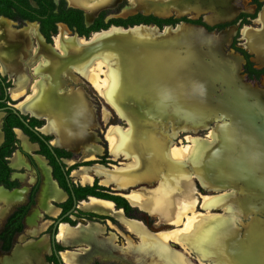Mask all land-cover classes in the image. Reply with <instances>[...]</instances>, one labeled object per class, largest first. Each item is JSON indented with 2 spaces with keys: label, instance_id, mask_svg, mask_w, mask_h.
Masks as SVG:
<instances>
[{
  "label": "rangeland",
  "instance_id": "rangeland-1",
  "mask_svg": "<svg viewBox=\"0 0 264 264\" xmlns=\"http://www.w3.org/2000/svg\"><path fill=\"white\" fill-rule=\"evenodd\" d=\"M139 1L152 2L155 0H139ZM175 1H179V0H166V4H168L170 7V3L174 4ZM199 1L201 3L200 6L198 8L191 9V10L196 9L198 11V14L195 16L194 15L191 16L190 13L178 14L175 12H170V10H168L164 14H158V15L162 17L186 16L187 18L190 19L201 17L202 21L212 26L218 23L229 22L230 20L234 19L240 12L253 13L255 11L253 10V8L256 5L254 0H199ZM257 1L260 2L261 6L264 5L263 0H257ZM148 6L149 5H140V7L144 9L141 10L139 5L137 4V0L135 2L133 0H117L116 4L113 7H110L111 9L108 8V10H106L107 15L105 17V20L111 17L113 18L127 17L137 12L155 13L154 10H149L152 7L149 8L150 6L149 7ZM145 11H149V12H145ZM259 13H260L259 20L264 24V18H262V15L264 14V7H263L261 12L259 10L257 12V15L255 13L256 17L254 19L246 18L245 22L237 21L234 24L236 28L235 27L231 28L232 30L229 34L230 38L226 37L224 42H222V44H223V51L224 53L227 54V56H234V54H238L239 56L241 55L240 64L238 66V69L236 70L240 74L243 86H245L249 90L257 91L264 97V75L259 77L251 76L250 74H248L244 63L245 60H247L251 63L252 67L256 68L257 66L256 62L253 59V53H250V50H248L245 47V44L249 48L253 46L251 32L247 31L251 29H247V28L244 29L246 43L241 33L242 28L244 26H251L256 29L261 27V24L258 23L256 20L259 16ZM86 21L89 22L88 20ZM26 27L29 32L35 30V26L32 24ZM184 27L185 25L182 23L179 24V26L177 25L174 27L165 26L163 28L162 26L163 29L158 30V28L155 27L154 25H137L127 29L119 28V27H111L107 31H102L95 35H91L90 33L88 36L82 37L86 39V41H88L89 44L86 46L88 48L81 50L83 51L82 53L84 54L81 61L78 64L64 63L63 66L62 64H60L57 67L58 74H57V79H55V82H58L59 84L60 82L64 81L63 87L60 90L61 96L71 97L72 96L71 94L75 95L76 92L77 93L80 92L81 94L87 97V102L92 107L94 117L96 119V124L90 127V130L92 131L91 132L92 135H94L93 143L96 146L98 145L99 148L101 149V153L96 154L93 160L98 159L99 161L106 162V163H101L100 165L103 164L104 167L110 168L113 172L120 171L122 173L123 171L126 172L128 171V173L129 172L131 173L132 170L134 169L132 168L133 166L132 164L134 162V156L127 154L124 151L118 149L117 146L115 151L113 150L110 151L109 141L107 139V134H108L107 131L111 127H113L114 128L113 130L116 132L123 129H127V130L129 129L128 121L126 120V118L121 116L118 111L119 109L120 110L122 109V111H125L129 116H131V113L126 111L124 109L125 107L123 106L127 102L128 97L125 96L120 98L116 91L122 82L121 80L123 76L122 71L124 70L121 64L122 62L121 53L123 48L121 46L114 44L100 47L98 49L96 47L106 42L105 40L102 41V39L108 36H111L112 38L113 37L126 38V40L130 42H134L135 39L144 40V41H153L155 38L164 36L168 32L170 33L180 32V30H183ZM263 30H264V26L260 29L259 32ZM210 31L216 32L217 30H210ZM222 33L223 32H218L219 41ZM57 34H58V29L46 35V39L50 43H52L50 45H52L54 48L56 46L55 50L61 54L64 53L63 49L69 51V49H67L68 46H66L65 40L74 43L77 42L79 37L77 36L79 34H77L74 30L66 31L64 34H62L63 38H61L60 35L58 34L59 35L58 36ZM127 34H130V36H126ZM56 36L58 37L56 38ZM48 50H49L47 52L48 54L57 56L56 53H54V51L52 52V48L50 46ZM241 50H244L247 53V56H249L245 60L244 58L242 59L244 55ZM30 51L32 54H36L33 48H31ZM72 51L73 52L76 51L74 47L71 48V50L68 52V53L71 52L70 56L77 58L78 55L76 56L74 53L72 54ZM36 55H37V60H39L40 61L39 63L42 64V59L44 58V56L41 54H36ZM31 61L32 58L30 59L27 58L28 63L29 62L32 63ZM27 62L25 63L26 70L31 76H34V74L37 73L39 69L37 67L33 68L34 65L33 64L30 65V63L27 64ZM61 67H63L62 68L63 70L61 69ZM47 70H49V68L44 67L42 68L41 71L46 72ZM2 73L7 74L8 72L7 73L2 72ZM8 77L10 78L9 75ZM60 77L63 79H60ZM92 78H94V81ZM104 79L108 81V85H111L112 88L109 92L102 93L100 90L103 88V84L105 83L103 81ZM10 82L12 83L11 84L12 87L13 82L11 78H10ZM35 84L37 83L35 82ZM132 85L133 84L130 83L129 87L133 88L134 85L133 86ZM69 88L70 89L78 88L79 90L66 91ZM56 91L59 92V89H57ZM23 97L24 96L19 97L18 100L14 99L13 101L14 104L21 101ZM145 98H147V95L142 94L140 97L135 98V100L134 99H130V100L133 103L147 102ZM198 110L199 109H190V108H184L182 110V112L188 111L191 112V114L199 113L208 116L206 124L199 126L196 129L193 128L191 129L188 127L184 128V124H177V123L173 127V125H171L169 121L163 120L164 119V117L162 116L163 114L159 115L161 112L159 114L157 112L156 113L142 112V115H144L146 119L145 125L147 126L150 125V127L153 128V131L159 136L160 141H163L164 144L166 143V145L168 146V149L170 150V161H171L170 163L173 164L175 162L176 164H178L177 169L170 168V178L179 177V178H185L186 180L190 181L191 183L190 185L193 187L192 192H193L194 203L192 205H189V208L186 210L185 214L181 217L179 222H175V221L171 222L170 220H172V218L169 219L170 216L168 218L166 217V220L165 219L162 220L163 218L160 219L158 215L149 212H148L149 215L148 214L142 215L143 219L144 217L146 218L147 224L149 226L147 227L146 224H144L141 221L146 229V232L143 233V236L139 235L140 241L137 234L134 233L135 235L132 236L129 232H125L124 230H122V227H120L118 223L108 219L107 222L111 227H108L106 229L103 226L104 229L101 233V236L103 238L102 240L108 242L109 247L97 246L88 241L92 248H98V249L106 248L107 250H111V242L109 241V239L112 240L113 245L116 247L119 246L122 247L123 245L126 244L127 241L136 242V243L139 241L137 246H139L140 243L143 242L144 250H142L141 253H139L140 257L138 256L130 257L129 255L125 254L124 251L127 252L129 248L121 253L117 252L118 255L112 253L110 256L111 258H123L124 260L123 259L121 260L123 262H126V264H142V261L145 262V260L148 258L147 251L150 252V246L148 245V243H146L148 241V237L152 238L154 234H162L163 232H165V234H168L169 232L168 234L169 238H167L165 241V249L169 252L170 251L173 252L177 257H180L179 259L182 260V262H184L185 264H218L216 261V257L213 254V251L212 253L210 252L208 254L202 255L200 253L201 250H198V248L192 246V244H188L186 240L181 241L179 238L169 236L170 232L171 233L174 232L176 236L181 235V237L182 235H186L187 234L186 232L188 231L186 230L187 228H185L184 226H186L185 224L188 221V217H191L192 221L194 222L193 223L194 227L192 229L194 231H197L195 235L197 236V238L200 237L201 239L210 237L212 232L214 231L216 232L218 225L228 226L229 229H232L234 227L236 228L235 230H237L236 233L237 236L239 235V237L236 236L233 239L230 237L233 240L231 243L233 244L232 246L234 247L228 248L227 251L225 252L226 264H264V160L259 161V159L256 158L252 150L250 151V146L252 143L249 142L248 138L242 136L240 137V140L237 139V141H235V144L238 146V148L240 147L241 150L240 149L235 150V152L232 155H227L226 152L225 154H223L224 157L223 159H225L226 163L227 162L230 163V166H228L230 168L229 170H231V168L240 166L239 168H241L243 172L242 176L241 174H238L233 170H232L233 173L230 175L227 174L226 171H222L221 174L224 177L220 178L219 180H221V182L217 184V182L214 181L216 180L214 174L218 175V173L213 172L212 169H209L207 171L208 173L207 177H211L213 181L206 179L204 174L202 172H198L197 170H195L193 166L191 168L188 165L189 164L188 149L190 147L196 146V143L200 141L201 142L204 141L207 144L211 143L210 140L213 139L214 130L218 125L220 126V124H224V123L231 124L226 116L222 115L220 112L216 110L215 111H203V110L198 111ZM150 114H152L151 117L148 116ZM2 116L3 114L0 112V118ZM45 126H46V120L43 121V125L40 129L45 131ZM234 129L236 130V134L240 136V132L238 128L234 126ZM51 135H52L51 143H53L55 140V136L53 134ZM227 141H228L227 143H230V140ZM183 148L184 149L187 148V149L183 150ZM215 148L216 146H214V144L207 145V147L203 151V158H205L204 159L205 161L208 162L207 157L212 155V152ZM227 149L230 150L227 144L224 143L222 145V148L220 147L219 152H224L225 150L227 151ZM123 152L125 154H123ZM82 153H83L82 148H79L76 151H74L75 156H73V161L79 162L77 164H80L82 161L80 159ZM235 159L237 160L236 162ZM98 163L99 162L95 164ZM175 163L173 165H175ZM23 166L24 167L21 169V174L19 175L21 180L27 179L28 181L33 182L36 173H38L36 171V166L33 167L27 164H24ZM204 173L206 175L205 171ZM73 179L76 181V178L73 177ZM233 180L237 181L238 183L236 182L235 184H232V182L230 181ZM98 181L100 184H102V177L101 178L98 177ZM156 183L157 180L153 182H148L147 180L143 179L133 184H129V186H127L124 189H122L123 187H118V184H115V182H113L112 186L113 188H115L114 191L119 193H125L127 191L136 190L141 187L157 188ZM24 185H28V183H25ZM170 187H172V184H170ZM44 195H49L47 194L46 190ZM40 204H41L40 199H38V205ZM5 207L7 208L8 206L6 205ZM163 217L165 216L163 215ZM82 222L83 221H81L80 223ZM252 223H256V228L257 231L259 232V237L253 241L251 240L248 234V232H250L249 227L251 226ZM31 227H35V225H32ZM31 238L34 239L33 237H30V239ZM239 239H241V242L239 241ZM28 241H29L28 237L22 236L19 240L15 242L14 245L25 244ZM77 245H79L80 248L78 250L75 249L74 251H77L79 253H84L86 244L80 242ZM36 246H38V244L36 243L34 245L28 244V247H26L27 249L26 251L28 252L29 249ZM237 246L239 248L236 250L235 248ZM133 247H135V245L131 246V248ZM151 254L154 255L153 252H151ZM82 256L85 258L84 254ZM37 258L40 260V264H46L42 261L40 257V252L35 258L31 259L32 263L34 260L33 264H35L36 260H38ZM171 260H173L174 263L177 262L179 263V260L178 261H176L175 259H171ZM117 262L119 263V261ZM170 264L172 263L170 262Z\"/></svg>",
  "mask_w": 264,
  "mask_h": 264
},
{
  "label": "bare ground",
  "instance_id": "bare-ground-1",
  "mask_svg": "<svg viewBox=\"0 0 264 264\" xmlns=\"http://www.w3.org/2000/svg\"><path fill=\"white\" fill-rule=\"evenodd\" d=\"M101 3L103 2L94 3L93 6H91L89 10H85L86 17L88 19L91 15L95 14L98 11L96 9ZM161 7H163L161 8L162 10L160 9L154 10L156 14H164L165 12L168 11L166 10L164 6H161ZM149 8H151V6ZM262 18H264V14L262 15ZM177 25L179 26V24ZM119 28H122V27H119ZM231 28L232 27L223 31L222 35L220 36L221 43L224 42L226 37H229V34L232 30ZM107 30H102V31H107ZM66 31H69V30L65 27L64 29L60 30L59 35L61 38H63L62 34H64ZM102 31L94 32L91 35H95ZM58 36H56V38ZM65 43H66V46H68L67 49H69V51L71 50V48L73 47L75 48L76 51L74 52L72 51V54L74 53L76 56L78 55L77 58L70 56L71 52L68 53L69 51H66V49H63L64 50L63 54L58 53L55 50L56 48L55 45H54L55 46L54 48L52 45L43 41V37L38 32L36 26H35V30H33L32 32L23 30V32L21 31V34H18L14 32V30H12L11 28L7 29L4 26V24L0 21L1 69L3 72H9L10 75L14 78V81L17 87H19V85L23 82V80L27 78L26 72L20 61L27 60V58L29 59L32 58V60L34 59L37 60L36 54H41L44 56V58L42 59V64L39 65L41 69L38 67L37 68L40 71L44 67L49 68V70H47L46 72L50 73L53 76V78L57 79V74H58L57 67L60 64H62L63 66L64 63L65 64L67 63L78 64L81 61L82 57L84 56V54L82 53L83 51L81 50L88 48L86 46L89 44L88 41H86V39L82 37H78L77 42L72 43L68 40H65ZM43 44H47L48 47L44 49ZM49 46L52 48V52L54 51V53H56L57 56L47 53L49 51L48 50ZM31 48L34 49L36 54H32L30 56L29 51ZM228 57L229 59H231V62L233 63L235 69H238V66H239L238 55L234 54V56H228ZM62 68L63 67H61V69ZM92 79L94 81V78ZM103 81L105 83L103 84V88L100 91L102 93L109 92L112 86L108 85V81L106 79H104ZM121 85H122V82L116 91L120 98L125 97V96L128 97L127 102L123 106L125 107L124 109L126 111L131 113V116H129L125 111H122V109L118 110L119 114L123 116L124 118H126V120L128 121L129 129L120 130L118 132L114 131L113 127L109 129L108 134H107V139L109 141V147L111 151L112 150L115 151L116 146H117L118 149L124 150L125 152L132 154L134 158L138 160V164L134 166V170H132V172L129 174V177L135 176L136 175L135 171L139 172L141 170H142V174L143 172H145L144 175H148V174L150 175V171L154 167L159 168L161 170H165L168 168L177 169L178 164H176L175 162H174L175 165H173L174 163L173 164L170 163L171 162L170 161V150L168 149V146L166 145V143L164 144L163 141H160L159 136L153 131V128L150 127V125L148 126L145 125L146 119H145V116L142 115V112H146V113L148 112L156 113L157 112L158 114L161 112L159 115L163 114L162 115L164 117L163 120L169 121L170 124L173 125V127L177 123V124H184V128L188 127L191 129L192 128L196 129L199 126L205 125L208 119V116L202 115L199 113L191 114V112H188V111L182 112V110L184 109V106H180L177 104L170 105V103L169 104H166V103L158 104V102H156L157 100H151L148 98H145L147 102L133 103L131 102L130 99L135 100V98L131 94L128 95L127 93L129 92H125ZM36 88H37V91H36L35 98L30 103H28V107H25V109L27 108V110L29 109L33 113H37V114L42 113L44 110H47V111L52 110L53 113H56V115L50 119V127L51 129H54L56 131V139L60 143L64 145H72V143L74 142H77V143H79L80 141L84 142L89 137H92V135L88 131V127L90 125L96 124V122L94 119L92 107L88 104L86 96H84L80 92L79 93L76 92L75 95L71 94L72 95L71 97H62L56 90H51V88L46 87L45 85H43V83L39 84L38 87L36 86ZM159 99L160 98H158V100ZM61 126L63 127V129L61 128ZM245 137L248 138L250 143H252L250 146V151H251L252 146L254 145L253 142H255L256 140L249 138L247 136ZM237 139L240 140V136L236 134V130L234 129V126H232L231 124H227V123L220 124V126L218 125L214 130L213 139L210 140L211 143L207 144L204 141L202 142L200 141L196 143V146L190 147L188 149L189 151L188 152V156H189L188 165L191 168L193 166V168H195V170H197L198 172H202L204 176L206 177V179L213 181L211 177H207V174H208L207 171L209 169H212L213 172L218 173V175L214 174V176L216 177L215 178L216 180L214 181H216L217 184L221 182V180L219 179L224 177L221 174L222 171H226V173L229 175L232 174L234 171L238 174H241L242 176L243 172L241 168H239L240 166L231 168V170H229L230 168L228 166H230V163L228 162L226 163L225 159H223L224 158L223 154H225V152L227 155H232L235 152V150L240 149V147L238 148V146L235 144V141H237ZM227 140H230V143H227L228 142ZM224 143L227 144L230 150L227 149V151L225 150L224 152H219L220 147L222 148V145ZM210 144L211 145L214 144L216 148L214 149L215 152L213 150L212 155L207 157V160H208L207 162L204 160L205 158H203V151L207 147V145H210ZM186 149L187 148L185 149L183 148V150H186ZM85 157L86 158L94 157L92 149L89 152H87V149H86ZM236 161L237 160L235 159V162ZM201 169H203L206 172V175L204 171ZM106 172L107 171H105V168L103 167H99V169H97V173L105 174ZM120 174L117 175L118 178L122 177L120 176ZM125 174H126V171H123L121 175L125 177ZM89 179L90 178H86L82 176V180L84 181L89 180ZM106 180L107 179H105L104 181ZM230 182H232V184H235L237 181L233 180ZM170 184H172V187H170V197H168L167 195L168 193L166 192L164 193L163 191L162 193L164 194H161L159 197L155 196L156 197L155 202L158 204L157 199L161 200V204L158 209H160L162 216L164 215L167 218L170 216L169 219L172 218V220H170L171 222L172 221L179 222L181 217L185 214L186 210L189 208V205H192L194 203L193 192H192L193 187L190 185L191 184L190 181L186 180L185 178H179V177L170 178ZM47 185L49 189L48 192L52 194L53 191L56 189L53 187L51 182H47ZM129 196L131 200H136V197L134 195H129ZM151 199L152 198L149 195L143 194L140 196V200H142V203L148 202L147 205L154 204L157 207L159 204L157 205ZM110 206L111 204L109 202H106L103 200H96V199H91L90 202L86 204V207H92V208H96L99 210H103L105 212H110V214L118 215V213H116V211H113ZM193 223L194 222L192 221L191 217H188V221L185 224L186 226H184L185 228H187L186 230L188 232H186L187 233L186 235H182L183 239L181 235L176 236L174 232L172 233L170 232L169 236L179 238L181 241L186 240L188 244H192V246L197 247L198 250H201L200 253L202 255L208 254L210 252L212 253L213 251V254L216 257L217 263L226 264L225 252L227 251L228 248L234 247L232 246L233 244L231 242L233 241L232 239L237 236V233H236L237 230H235L236 228L234 227L232 229H229L228 226L218 225L216 232L215 231L212 232L210 237L201 239L200 237L197 238V236L195 235L197 231H194L192 229L194 227ZM68 231H69V228L66 225H62L59 229V236H62L63 238ZM249 231L250 232H248L247 230L252 241L256 240L259 237V232L257 231L256 223L251 224V226L249 227ZM145 232H146V229L144 225L141 227L138 226L139 235L143 236V233ZM75 233H78L79 236L84 237L92 244H95L101 247H109L108 242L105 240H102L98 236L99 235L98 229L94 225H90L89 227H86V228L79 227L76 229ZM168 234H165V232H163L162 234H154L152 238L148 237V241L146 243H148V245L150 246V252L147 251L148 258L145 260V262L142 261V264H170V262L172 264H185L184 262H182V260L179 259L180 257H177L173 252L171 251L169 252L165 249V241L167 238H169ZM237 237H239V235ZM239 241L241 242V239H239ZM38 246L33 247L28 250L27 253H29L30 259L27 261V264L34 263V260L32 263L31 259L35 258L38 255V253L41 250L42 245H40L39 248ZM143 246L144 244L142 242L140 243L139 246H135L133 248L129 247L127 252L124 251V253L129 255L130 257H133V256L140 257L139 253H141V251L144 250ZM238 248L239 247L237 246L235 249L237 250ZM151 252H153L154 255H152ZM171 259H175L176 261L179 260V263L178 262L174 263L173 260ZM35 264H40V260L39 259L36 260Z\"/></svg>",
  "mask_w": 264,
  "mask_h": 264
},
{
  "label": "flooded vegetation",
  "instance_id": "flooded-vegetation-1",
  "mask_svg": "<svg viewBox=\"0 0 264 264\" xmlns=\"http://www.w3.org/2000/svg\"><path fill=\"white\" fill-rule=\"evenodd\" d=\"M93 1H96V0H0V21L4 24V26L7 29L11 28V26L12 27L13 26L25 27V26L32 24L36 26L41 36L43 35L44 38L46 39V35H48L50 32L56 29H59V26L61 24L65 25L69 31L74 30L76 32V28L74 27V25L70 24L69 21H66V20H63L57 17L58 15H61L63 13H66L67 15H69V18L71 19V21L72 20L76 21V19L80 16L81 23L83 24L84 27L91 26L95 22L96 18L100 16L101 13H104L103 21L107 22L108 19L110 18L105 20V17L107 15L106 10H108V8L110 7L100 8L97 11V13L93 16V18L89 20V22L86 21L88 20V18L86 17L85 10H89V8L87 7V3H91ZM254 2L256 3V5L253 8V10H255L253 13L240 12L234 19L229 21V24L227 26L221 29H218L215 27L212 30H217V31L221 30L220 32H222L230 27L236 28L234 24L237 21L245 22L246 18L254 19L257 15V12L259 10L261 11L262 8L264 7V5L261 6L260 2H258L257 0H254ZM137 13H142V12H137ZM242 13L247 14V16L239 17L240 14ZM143 14H153L155 16L162 17L155 13H144L143 12ZM182 21H185V20H182ZM182 21H179V22H182ZM148 24H154V23H148ZM175 24L177 25V23ZM218 24H222V23H218ZM216 25L217 24L212 25V26H216ZM47 42L49 41L47 40ZM248 57L249 56L244 55L242 59L244 58L245 60ZM247 62L249 61L245 60L244 62L245 67L247 65ZM252 68L255 70H261V71L259 72L258 75H255L254 73H249L247 71L248 74H250L251 76L259 77V76L264 75V66H259V67L256 66V68L254 67ZM11 84L12 83L10 82V78L8 77V75L3 74L0 71V112L3 114V116L0 118V130L2 132V137H3L0 144L4 140V133L2 130L4 117L8 114L9 110L13 111V108H17L14 105V102H13L14 99L11 98L9 94V89L11 88ZM19 112L21 111L19 110ZM24 115L27 116V118H24V117L23 118L27 121L29 126L36 129L35 131L41 134L46 142L41 140L38 137L36 132L29 129L23 123L22 124L25 127H27L31 132H33L38 137V139H32V136L26 131H24L22 127L14 126L12 128L15 134V138L17 139V142L15 143L14 150L10 153L9 156L6 157V159L8 160L7 165L11 169L9 176H8V180L14 181L15 185L12 186L11 188H7L2 184L0 185H2L4 188H6L7 190L11 192L13 190H23L22 191L23 193L20 199L10 202L7 208L4 207L0 209V255H1L0 262L2 261L3 258L6 257L8 258L9 264H18V262L15 259H13V251L20 245L19 244L14 245V244L22 236H25V237H28L29 240H33V241H38L41 238H46L48 250H46L42 254V257H43L44 262H46L47 264H74V263H66L62 257V252L63 251L77 252L74 250L75 249L78 250L80 247L79 245H77L78 243L65 244L58 238L57 235H58L59 226L63 222H66L69 225L74 226L77 223H80L81 221H83L82 224L92 221V222L99 223L100 225L104 226L107 229L108 227H111L109 226L107 222V220L110 219L118 223L119 226L122 227V230H124L125 232H129L132 236H134L135 235L134 232L124 227L113 216L102 213V212H98L96 210L83 209L79 206V203L81 201L86 200L89 198V196H91L88 193H86L83 196L82 194L84 193L83 191L80 190V187H83L86 185L92 186L95 183V181H97V187L94 188L95 191L103 192V193L110 194V195H121L119 192L114 191L115 188H113V186H106V185L100 184L98 181V177L96 176H94L93 182L90 184H82L79 181L77 180L75 181L73 179V176L71 174L72 170L78 168L81 165H92L97 162L89 163V164H79V165H76L75 167H71L72 165L79 163V162H74V161L71 163L66 162V160L68 159H73V156H75L74 151L70 149H66L61 146L54 145L51 143L52 135L45 133L40 129L43 125V121H44L43 119L37 118L35 116L29 115L26 113H22V116ZM31 117L41 120L42 124L38 126L30 125L29 118ZM16 129L20 130L24 135H26L27 140L30 143L36 144V148L33 150L25 149L22 143L20 142V139L16 136ZM44 135H48L50 136V138L46 139ZM49 143L51 144L52 149L55 154L51 152L48 146ZM45 147L48 148L51 156L47 154V152L45 151ZM54 148H60L63 151L67 152V154H64V153L59 154L54 150ZM15 151H17L23 157L24 164H27L33 167L36 166V171L38 173H36L33 182L28 181L27 179L21 180L19 175L21 174V169L24 167L23 166L24 164L18 168L10 165V158ZM38 155L43 157V159L46 162V165L49 167L50 178L54 180L57 186L61 188L66 194L65 198L62 200L50 199L48 201L49 205L54 206L56 209H58V211L55 214L48 213L47 210H45V208L41 206V204L38 205V199H40L41 186H42V181H43L42 170L36 158V156ZM85 161H89V160H82L81 163ZM64 172L66 173L68 180ZM40 174H41V177H40ZM25 183H28V185H24ZM100 186H104L105 188H101ZM113 203H114V208L121 209L123 215L126 216L127 218L138 219L142 221L144 224H146L147 226H149L147 224L146 218L144 217L143 219V216H142V215L148 214L146 211L130 204L133 210L126 212L122 207H118L114 201ZM41 224H44L45 226L42 230L38 232V234L34 235L32 234V232H30V230L38 228ZM32 225H35V227H31ZM30 237H33L34 239L32 238L30 239ZM80 254L83 255V253H80ZM111 254L112 252L110 250H107L106 248H102L101 252L99 251L92 252V254L85 256V258L82 256L81 260L83 264H126V262H123L121 258H111L110 257ZM11 257H12V260H11ZM93 257H96V258H93ZM117 261H119V263Z\"/></svg>",
  "mask_w": 264,
  "mask_h": 264
},
{
  "label": "water",
  "instance_id": "water-1",
  "mask_svg": "<svg viewBox=\"0 0 264 264\" xmlns=\"http://www.w3.org/2000/svg\"><path fill=\"white\" fill-rule=\"evenodd\" d=\"M182 22L185 27L180 32H168L153 41L135 39L130 42L126 38L108 36L102 39L106 42L96 48L111 44L123 48L121 86L125 92H129L127 94L134 98L145 94L148 99L157 100L158 104H177L203 111L216 110L238 128L240 137L256 140L252 152L256 158L264 160V97L243 86L239 72L223 51V44L218 38L220 31L212 33L203 25ZM139 24L154 25L158 30L164 26H174L166 24L162 28L147 23L110 26L128 28ZM251 36L253 46L250 45V53L254 54L253 59L258 67L264 66V30L251 32ZM129 83L134 87L130 88ZM13 111L25 126L45 141L36 129L29 126L22 112L17 108H13ZM48 146L54 153L50 143Z\"/></svg>",
  "mask_w": 264,
  "mask_h": 264
},
{
  "label": "crops",
  "instance_id": "crops-1",
  "mask_svg": "<svg viewBox=\"0 0 264 264\" xmlns=\"http://www.w3.org/2000/svg\"><path fill=\"white\" fill-rule=\"evenodd\" d=\"M133 1L135 2L136 0H133ZM138 1L139 0H137V4L139 5V7H140V5H149V6H151L152 8L149 9V10H156V9L162 10L161 8H163V7H161V6H164L166 8V10H170V12H175V13H178V14L190 13L191 16L192 15L195 16V15L198 14V11L196 9L195 10H191V9L198 8L200 6V4H201L199 0H179V1H175L174 2L175 5L173 3L172 4L170 3V7H169V5L166 4V0H164V1L155 0V1H152V2L139 1V3H138ZM97 2H103L96 9V10H99L102 7L114 6L116 4L117 0H96V1H93L91 3H87V7L90 9L91 6H93V4L97 3ZM172 7H173V9H172ZM140 9L144 10V9H142V7H140ZM250 9H252V8H250ZM145 12H149V11H145ZM95 14L91 15L89 17L88 21L91 20ZM259 18H260V13H259L258 18L256 19L257 22L261 24L260 28L256 29V28L251 27V26H245V27L242 28V32L241 33H242V37H243L245 43H246V37H245V34H244V29H246V28L247 29H251V30H247L248 32H259L260 29L264 26V24L259 20ZM10 26H11V24H10ZM64 27L66 28V26L63 25V24H61L59 26V29H58L59 33H60L61 29H64ZM232 28H234V27H232ZM11 29L14 30V32H16L18 34H21V31L23 32V30H27V27L26 26L25 27H15V26L12 27L11 26ZM43 41H44V39H43ZM43 46H44L43 47L44 49H46L48 47L47 44H43ZM245 47L248 50L251 51V48H249L246 44H245ZM30 54H32L31 51H30ZM236 55H238V54H236ZM238 57H239V64H240L241 57L239 55H238ZM20 62L23 65V68H24V70L26 72L27 78L23 80V82L19 85V87H17V85H16V83L14 81V78L10 75V73L9 72L8 73L5 72V73H7L10 76V78L12 79V82H13V86L9 89L11 97L13 99H15V100H18L19 97L24 96L21 101H19L18 103L14 104L15 107H17L22 113H26V114L35 116L37 118L46 120L45 131H43L42 129L41 130L43 132H45V133L53 134L55 136V140H54V142L52 144L64 147L66 149H70L72 151H76L77 149L82 148L83 149V153H82V155L80 157L81 160H90V159H93L96 156V154H100L101 153V149L99 148L98 145L96 146L93 143L94 135H92V133H91L92 131L90 130V127L94 126L95 124L90 125L88 127V131L92 135V137H89L84 142L80 141L79 143L74 142V143H72V145H64V144L60 143L56 139V131L54 129H51V127H50V119L53 118L56 115V113H53L52 110L51 111L44 110L42 113L37 114V113H33L29 109L27 110V108L25 109V107H28V103H30L35 98L36 91H37L36 85L38 87L39 84L43 83V85H45L46 87L51 88V90L59 89L58 93L60 94L61 93L60 90L63 87L64 81L60 82L58 84V83L55 82V78H53V76L50 73H47L45 71L41 72L40 70H39V72H37L35 74L33 73L34 76H31L28 73V71L26 70L25 63L27 62V60L20 61ZM31 62L32 63H30V62L29 63H30V65L31 64L34 65L33 68L38 67V68L41 69V67L39 66V64H40L39 60L34 59ZM29 63L27 62V64H29ZM0 71L3 72L2 69H1V63H0ZM60 79H63V78L60 77ZM35 82L37 84H35ZM70 90H77L78 91L79 89L78 88H75V89H70L69 88L66 91H70ZM151 115L152 114H150L148 116L151 117ZM153 117H154V115H153ZM94 119H95V117H94ZM95 122H96V119H95ZM61 128L63 129L62 126H61ZM109 129H111V128H109ZM109 129H108V131H109ZM16 136L20 139V142L22 143V145H23V147L25 149L33 150V149L36 148V144L30 143L27 140L26 135H24L18 129H16ZM2 139H3L2 132L0 130V142L2 141ZM86 149H87V152H89L92 149L94 157L86 158L85 157ZM109 149H110V147H109ZM110 151H111V149H110ZM122 151H124V150H122ZM124 152H123V154L127 153V152H125V153ZM127 154H130V153H127ZM130 155H132V154H130ZM36 158H37V162H38V164H39V166H40V168L42 170V174H43V181H42L41 194H40L41 206L43 208H45V210H47L48 213L55 214L58 211V209H56L54 206L49 205L48 201L50 199L62 200V199L65 198L66 194L61 188H59L57 186L56 182L50 178V176H49V167L46 165V162L43 159V157L38 155V156H36ZM66 162L71 163V162H73V159H68V160H66ZM23 164H24L23 157L17 151H15L12 154L11 158H10V165L18 168V167L22 166ZM137 164H138V160L134 158V162L132 164L133 168ZM99 167L105 168V171H107V172L105 174L97 173V169H99ZM46 168L48 169V171H47ZM127 173H128V171L126 172L125 177H124L123 175L120 174V171L113 172L110 168H106V167H104L103 165H100V164H94V165H89V166H79L78 168L72 170V172H71L72 176L74 178H76V180L79 181L82 184H90V183H92L93 179H94V176H96V177H100V178L102 177V184L103 185L112 186L113 182H115V184H118V187H123L122 189H124L127 186H129V184H133V183H135V182H137L139 180L145 179L148 182H153V181L157 180V183H156L157 184V188H154V187H151V188L141 187V188H138L136 190H130V191H127L125 193H120V194L122 196H124L131 205L136 206V207L146 211L147 213L149 212V213H152V214H156V215H158V217L160 219L163 218L162 220H164V219L166 220V217H163L160 209H158L160 204H161V200L157 199V202L159 204L158 205L155 202V198H156L155 196L159 197L161 194H164L166 192V193H168L167 194L168 197H170V168L165 169V170H161L159 168L154 167V168L151 169L150 175L149 174L148 175H144L145 172H143V174H142V170L139 171V172L135 171L136 175L133 176V177L132 176L129 177V173L130 172L128 174ZM118 174H120V176H122V177L118 178V176H117ZM139 174H140V176H139ZM82 176L86 177V178H90V179L84 181V180H82ZM105 179H107L106 180L107 182L104 181ZM167 180H169V181H167ZM47 182H51L53 187L56 189V190L53 191L52 194H50L48 192L49 189H48ZM45 190H46L47 194H49V195H44L45 194ZM22 191L23 190H13L11 192V191L7 190L6 188H4L2 185H0V209L4 208L6 205L8 206V204L10 202H13V201H15L17 199H20L21 195L23 193ZM163 191H164V193H162ZM143 194L151 196V198H152L151 200H153V202L156 203L158 206L156 207L154 204L147 205L148 202L142 203V200H140V196L143 195ZM129 195H134L136 197V200H131L129 198L130 197ZM163 197H164V195H163ZM91 199L103 200V201L109 202L111 204L110 207L112 208V210L116 211V213H118V215L117 214H110V212H105L103 210H99V209H96V208L86 207V204H88ZM5 203H6V205H5ZM1 204H3V205H1ZM79 206L81 208H83V209L96 210L98 212H102V213L109 214V215L113 216L124 227H126L128 230H130V231L134 232L135 234H137L138 238H139V241H140V236L138 234V226L139 227L143 226L142 222L137 220V219L127 218L126 216H124L121 209L114 208V203L112 201L90 196L88 199L81 201L79 203ZM62 225H66L69 228V231L66 233V235L63 238H62V236H59V230H58V235L57 236L63 243H65V244L80 243V242L85 243L86 244V248H85V251L83 253L85 256H88V255L92 254V252H95V251L101 252V249L92 248L90 246L88 240L85 239L82 236H79L78 233H75V231L79 227L86 228V227H89L90 225H94L98 229V234H99L98 236L101 239H103L102 236H101V233H102V231L104 229L102 225H100L97 222L89 221V222H86V223H83V224L82 223H77L76 225L71 226L68 223L63 222V223L60 224L59 229H60V227ZM44 226H45L44 224H41L38 228L30 230V232H32V234L36 235V234H38V232L40 230H42L44 228ZM104 239H106V238H104ZM109 241L111 242V250L110 251L112 253L116 254V255H118L117 252L121 253L124 250H127L132 245L137 246V244L139 243V241L137 243L136 242H128L127 241L126 244L123 245L122 247H120V246L116 247V246L113 245V242H112L111 239H109ZM30 242H32V243H30ZM35 243L38 244L39 246L42 245L41 246V251H40V257H41L42 261L44 262L42 254L46 250H48L47 243H46V238H41L38 241L29 240L27 243L18 246L13 251V259H15L18 262V264H27V261L30 259V255H29V253H27L26 247H28V244H33L34 245ZM81 256L82 255L80 253H78V252H73V251H63L62 252V257H63V259L65 260L66 263L82 264L83 262H82V260L80 258ZM65 257H66V259H65ZM121 259H123V258H121ZM11 260H12V257H11ZM44 263H46V262H44ZM0 264H9L8 258H6V257L3 258L2 261L0 262Z\"/></svg>",
  "mask_w": 264,
  "mask_h": 264
},
{
  "label": "trees",
  "instance_id": "trees-1",
  "mask_svg": "<svg viewBox=\"0 0 264 264\" xmlns=\"http://www.w3.org/2000/svg\"><path fill=\"white\" fill-rule=\"evenodd\" d=\"M103 16H104V13H101L100 16H98L96 18L95 22L89 27L83 26V24L81 23L80 16L76 19V21L75 20L71 21V19L69 18V15H67L66 13L58 15L57 17L61 18L63 20L69 21L70 24L74 25V27L76 28V32L79 35H81V36L78 35L79 37L88 36L90 33L92 34L94 32L102 31L100 29L107 30L110 27H116V26H110L111 24L128 26V25H133V24H138V23H147V24L148 23H154V24L158 25L159 27H162L165 24L183 23V22H179V21L185 20V21H190L193 23L201 24V25L205 26L208 30H212L215 27L218 29H221V28H223L229 24V22H225L222 24H217L216 26H210V25L206 24L204 21H202V19L200 17L196 18V19H189L185 16H181V17H172V16L158 17V16H155L153 14H143V13L132 14V15H129V16L124 17V18L123 17L110 18V19H108L107 22H104ZM242 16L245 17V16H247V14L242 13V14H240L239 17H242ZM139 25H141V24H139ZM134 26H136V25H134ZM43 38H44V36H43ZM44 40L46 41V43H49V42H47V40L45 38H44ZM49 44H52V43H49ZM241 51L243 52V54L245 56H247V54L244 50H241ZM246 69L249 73H254L255 75H258L259 72L261 71V70L253 69L251 67L250 62H247ZM23 117L27 118V116H25V115ZM29 123L32 126H36V125L38 126V125L42 124V121L38 120L34 117H31V118H29ZM14 126L22 127L24 129V131H26L27 133H29L32 136V139H38V137L33 132H31L27 127H25L22 124V122L19 120L18 116L13 111H11V110L8 111V114L4 117V122H3V127H2V130L4 133V140L0 144V184L4 185L7 188H11L12 186L15 185L14 181L8 180V176H9L11 169L7 165L8 160L6 159V157L9 156L10 153L14 150L15 143L17 142V139L15 138V134L12 130V128ZM44 137L46 139L50 138V136H48V135H44ZM54 150L59 154H62V153L67 154V152L63 151L60 148H54ZM45 151L47 152V154L49 156H51L48 148L45 147ZM94 162H99L98 164L106 163V162L99 161L97 159V160L85 161V162H82L80 164H89V163H94ZM76 165H79V164H74L71 167H75ZM81 166H89V165H81ZM95 187H97V181H95V183L92 186L86 185V186L80 187V190L83 191V193H84V194H82L83 196L86 193H88L92 196L101 197V198H105V199H111L115 202V204L118 207H122L126 212L133 210L130 203L128 202V200L124 196L110 195V194H106L103 192L95 191L94 190ZM100 187L105 188L104 186H100Z\"/></svg>",
  "mask_w": 264,
  "mask_h": 264
}]
</instances>
